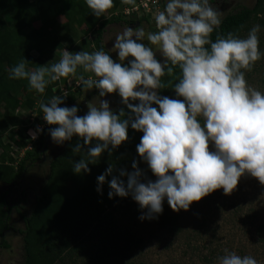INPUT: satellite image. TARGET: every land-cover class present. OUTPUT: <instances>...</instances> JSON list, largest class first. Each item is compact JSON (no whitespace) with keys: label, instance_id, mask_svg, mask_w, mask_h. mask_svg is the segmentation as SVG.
<instances>
[{"label":"clouds","instance_id":"clouds-1","mask_svg":"<svg viewBox=\"0 0 264 264\" xmlns=\"http://www.w3.org/2000/svg\"><path fill=\"white\" fill-rule=\"evenodd\" d=\"M84 3L97 18L114 7V0ZM121 3L133 6L125 11L136 10V0ZM222 16L210 0H167L154 16L157 32L146 33L136 24L135 30L125 26L116 35L111 51L119 62L103 47L91 53L64 50L50 66L29 69L25 59L19 61L9 69V79L27 81L30 91L43 96L49 84L77 76L78 69L90 74L78 77L82 91L96 89L101 99L99 106L88 105L86 115L78 116L76 106L62 107L63 93L39 101L42 119L54 126L49 133L54 143L78 138L73 153L84 155L72 161L73 173L88 174L90 164H98L103 153L111 155L128 140L131 127L142 133L136 151L155 182H142L144 173L136 161L131 173L120 170L113 175L115 168L110 165L97 177V193L102 194L106 177L111 176L108 198L130 196L144 213L141 221L158 218L165 200L173 212H187L194 202L217 190L230 195L245 175L264 185V93L245 78L264 59L259 47L261 26H252L245 38L230 32L213 41ZM145 39L159 50L163 63L142 42ZM177 68L179 75L174 71ZM164 89H172L182 99L162 97ZM113 93L127 112L121 109L117 114L102 99ZM29 135L33 144L40 134ZM125 176L127 183L121 179ZM218 264L258 262L251 255L225 250Z\"/></svg>","mask_w":264,"mask_h":264},{"label":"trees","instance_id":"trees-1","mask_svg":"<svg viewBox=\"0 0 264 264\" xmlns=\"http://www.w3.org/2000/svg\"><path fill=\"white\" fill-rule=\"evenodd\" d=\"M161 2L165 7L166 0ZM123 7L121 0H114V7L104 16L97 18L84 0H0V150H3L0 153V183L8 187L7 191L0 193V245L4 248H8L3 241V232L8 229L9 186L21 176L30 163L34 164L40 160L46 138V130H43L32 149L27 150L20 161L10 157L7 153L11 147L10 143L19 153L29 140L25 135L27 125L22 131L18 130L24 121L16 118V115L28 111L31 116L32 110L36 107L35 122H38V118L40 119L43 114L39 108V101L50 100L55 96L54 89L59 85H66L72 78L71 76L61 78L49 84L41 96L29 90L27 81L9 79V69L23 59L30 63L27 65L29 69L44 66V60L53 58L55 53L63 54L64 50L69 53L79 51L91 53L100 50L101 47L104 49L103 35L106 28L112 24L122 22L132 26L138 24L137 27H141L145 23L149 28L154 27L146 18L138 19L132 15L130 19H126L129 17L117 11L122 10ZM116 12L119 13L115 14ZM257 24L264 28V0H255L252 8L242 7L224 16L220 28L213 32L211 38L215 41L217 35L226 37L230 32L245 38L251 27ZM258 35L260 39L261 33ZM262 38L264 39V35ZM261 44H264L262 39ZM261 47L263 49V46ZM256 64L252 72L259 69ZM174 71L179 75L178 68ZM79 75L81 73L78 71L75 77L78 79ZM245 75H248L247 72ZM164 79L167 80L168 77ZM71 88L64 98L62 107L73 104L75 99L87 90L82 91L81 83ZM92 91L95 93L98 90L92 89ZM160 95L170 99H182L177 97L172 89H164ZM121 109L127 112L125 106L114 112L118 114ZM7 133L9 139L4 143L3 137ZM141 136L142 133L129 127L128 140L119 148L112 150L111 155L108 152L103 153L98 164H90L88 174L77 175L72 171V161H79L84 155L83 152L73 153L72 149L78 142L77 137L67 142L62 152L48 158L50 174L40 187L30 215L25 218V229L22 232L24 251L22 264H68L77 252H82L87 261L90 260L93 264H104L100 255L83 246L94 247L95 240L109 243L112 249L116 248L119 252H124L122 256L125 258L132 247H137L141 243V240L132 233L115 229L113 223V215L118 209L132 208L127 200L130 196L108 198L110 191L108 182L111 176L106 177L102 194L96 191L97 177L104 174L110 165L115 168L113 175H118L120 170L131 173L132 163L136 161L143 172L141 166L143 161L136 151ZM80 143L82 144V141ZM83 151L86 152L87 147H84ZM16 161H18L17 168H14L13 163ZM121 179L127 183L126 176ZM213 197L211 193L204 197L203 201L206 203ZM134 208L140 210L137 203L134 204ZM159 218L160 226L169 234L180 232L178 215H168L163 211ZM82 240L84 245L76 247ZM86 241L90 245H86ZM119 243L123 244V247H120Z\"/></svg>","mask_w":264,"mask_h":264},{"label":"rangeland","instance_id":"rangeland-1","mask_svg":"<svg viewBox=\"0 0 264 264\" xmlns=\"http://www.w3.org/2000/svg\"><path fill=\"white\" fill-rule=\"evenodd\" d=\"M215 1L217 4L211 5L223 13L222 18L229 13L238 11L242 7L252 8L255 4V0ZM223 4L226 8L222 10ZM125 26L130 27V25L124 23L110 25L108 33L102 39L104 49L117 62H119L117 54L111 50L116 35L122 32ZM141 27L146 33H155L145 23ZM136 28L133 25L132 29L135 30ZM260 33L261 38L259 41L262 39L264 43V39L262 38V35H264L263 27H261ZM142 42L157 52L156 59L158 61L164 62V58L160 55L156 46L150 45L146 39ZM259 46L264 51V44L260 45L259 43ZM261 46H263V49ZM58 54L55 53L53 58L50 57L44 60V66H50L51 63L58 62L62 57V53ZM256 63V67L259 69L247 72L248 75H245V78L250 86L264 93V83H262V79L264 78V68H262L264 66V59ZM78 71L85 78L90 75L83 73L80 69ZM68 82L66 85H60L62 87L54 89L55 96H61L62 93L65 94L71 87L73 89L75 82H79V80L77 77H72ZM83 93L75 99L73 104L67 106L69 108L76 106L78 108V116L87 114L89 104L99 106L101 99L98 91L93 93L92 90H85ZM102 99L109 103L110 109L113 111L124 106L119 95L115 93L107 95ZM35 109L32 110V113H35ZM29 114L28 111H24L16 115V118L23 119L24 121L18 127V130L22 131L23 127L27 125V130L32 132V129L36 132L38 126L43 128L44 125H48L42 119V116L40 119L38 118V122L36 123L39 125H37ZM33 116L37 117L35 114ZM28 137L29 140L25 148H32L34 143L32 144L33 141L30 136ZM8 139L9 133L4 135V143H7ZM10 146V149L7 150L8 155L20 161L25 151L17 153V148L11 143ZM63 146L64 144L60 145L59 150H63ZM57 149V144L50 139L44 154V160H38L27 171L25 177H21L20 181L11 188L12 192L7 196L10 210L7 211L8 229L3 232V241L8 245V248L0 245V264L23 263L22 232L25 229V218L30 215L39 195L40 187L50 174L48 157ZM209 150H213L211 145L209 146ZM2 151L0 150V153ZM17 162L13 163L14 168H17ZM141 166L145 177L143 180L145 182L147 180L155 182L156 177L153 176L147 164L142 162ZM7 188V186L0 187V193L7 191ZM213 195V199L206 203L203 201L204 198L199 202H194L187 212L183 210L173 212L165 200L163 203L165 214L178 215L180 218L181 230L178 234L173 235L160 226L159 217L154 220L145 219L141 221L139 218L144 213L134 208L136 202L130 197L127 200L132 208H128L127 210L124 208L118 209L113 215V223L115 229L132 233L141 240V243L137 247H132L130 253L128 252L125 258L122 256L124 252H119L116 248L112 249L111 244L102 243L98 240L94 241V247H83H87L91 251L94 250V253L101 256L104 264H218V258L225 254V250L235 252L240 256L251 255L257 260L258 264H264V185H261L256 179L245 175L239 180L237 188L230 195H224L222 189L213 192ZM85 244L90 245L88 241ZM82 245H84L83 240L76 247H81ZM118 245L123 247L121 243ZM68 264L93 263L90 260L87 261L82 252H77Z\"/></svg>","mask_w":264,"mask_h":264},{"label":"built area","instance_id":"built-area-1","mask_svg":"<svg viewBox=\"0 0 264 264\" xmlns=\"http://www.w3.org/2000/svg\"><path fill=\"white\" fill-rule=\"evenodd\" d=\"M161 3H162L161 0H136V5H135L136 10H134V11H125L126 9H130L133 6H131V5L128 6V5L124 4L123 9L122 10H117V11H120V13H122L126 17H130L132 15H135V17L138 18V19L146 18L148 20L149 24L152 23L154 25V27H152V28H153V30L155 32H157L154 16H155L157 10H163L164 9V7L162 6ZM118 13L119 12H116L115 14H118ZM79 84H80V82H76L75 83V87L78 86ZM59 87H62V86L59 85ZM68 92H69V90L65 94H67ZM33 115H34V113H33ZM33 115H31V117L33 118L34 123H36L35 122V118L36 117H34ZM35 115L37 116V114H35ZM37 125H39V124H37ZM45 126L46 125H44L43 128L41 126H38V128L42 130V129H44ZM31 131L33 133H37V132H34V130H32V129H31ZM29 133H30V130H27L25 132V135L26 136H30ZM38 134L39 133H37V137H38ZM30 138H31V136H30ZM29 149H31V148L30 147H26V148L24 147V148H22L21 153H23V151L26 152Z\"/></svg>","mask_w":264,"mask_h":264},{"label":"flooded vegetation","instance_id":"flooded-vegetation-1","mask_svg":"<svg viewBox=\"0 0 264 264\" xmlns=\"http://www.w3.org/2000/svg\"><path fill=\"white\" fill-rule=\"evenodd\" d=\"M223 3V2H222ZM222 8V10L223 9H225L226 7H225V5L223 4V6L221 7ZM51 127H54V126H49V125H47V126H45L44 127V130H46V138H45V141H44V145H43V147H42V149H41V158H40V160H44V154H45V152H46V150H47V146H48V144H49V142H50V139H51V136H50V128ZM43 132V131H42ZM41 132V133H42ZM41 133H40V135H41ZM40 135H39V137H40ZM39 139V138H38ZM66 143L67 142H65L64 143V146L62 147V148H64L65 147V145H66ZM58 146V149L54 152V151H52V152H54V153H52V155H50V156H55L56 154H58V153H60V152H62L63 150H59V146L60 145H57ZM32 149V148H31ZM49 158V157H48ZM37 162V161H36ZM36 162L33 164V163H30L29 165H28V167H26V169H24V171L22 172V174H21V176L18 178V179H16L15 181H13L12 182V184L9 186L10 187V192H9V194L12 192L11 191V188L15 185V184H17L19 181H20V179H21V177H25V174H27V171L30 169V168H32L35 164H36ZM48 164H49V161H48ZM0 187H6V185H4V184H2V183H0ZM8 194V195H9ZM7 195V196H8ZM0 244H1V241H0Z\"/></svg>","mask_w":264,"mask_h":264},{"label":"crops","instance_id":"crops-1","mask_svg":"<svg viewBox=\"0 0 264 264\" xmlns=\"http://www.w3.org/2000/svg\"><path fill=\"white\" fill-rule=\"evenodd\" d=\"M220 1H222V0H220ZM166 2H167V0H166ZM210 3H211V4H217L215 0H210ZM121 23H122V22H121ZM118 24H120V23H118ZM124 24H125V23H124ZM130 27L133 28L132 25H130ZM108 28H109V26L106 28V32L104 33V35H106V34L108 33ZM104 35H103V37H104Z\"/></svg>","mask_w":264,"mask_h":264},{"label":"water","instance_id":"water-1","mask_svg":"<svg viewBox=\"0 0 264 264\" xmlns=\"http://www.w3.org/2000/svg\"><path fill=\"white\" fill-rule=\"evenodd\" d=\"M138 25V24H137Z\"/></svg>","mask_w":264,"mask_h":264}]
</instances>
